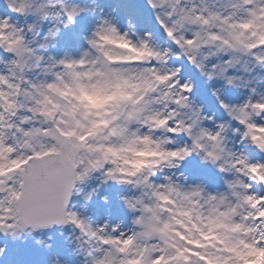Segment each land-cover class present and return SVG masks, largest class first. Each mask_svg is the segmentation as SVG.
<instances>
[{"label": "snow or ice", "instance_id": "1", "mask_svg": "<svg viewBox=\"0 0 264 264\" xmlns=\"http://www.w3.org/2000/svg\"><path fill=\"white\" fill-rule=\"evenodd\" d=\"M0 264H264V0H2Z\"/></svg>", "mask_w": 264, "mask_h": 264}, {"label": "rangeland", "instance_id": "2", "mask_svg": "<svg viewBox=\"0 0 264 264\" xmlns=\"http://www.w3.org/2000/svg\"><path fill=\"white\" fill-rule=\"evenodd\" d=\"M0 3H2V0H0ZM230 98L232 99V100H234V101H237V100H240V99H242L243 97H241L238 93H236V92H230ZM210 107H212V106H216L217 108H218V106L217 105H215V103H212V104H210L209 105ZM227 117L226 116H224V114H223V110H219V115H218V119H226ZM214 174V173H213ZM217 179H218V181H219V183H220V185H221V190H223V182H222V180H219V177H217Z\"/></svg>", "mask_w": 264, "mask_h": 264}, {"label": "bare ground", "instance_id": "3", "mask_svg": "<svg viewBox=\"0 0 264 264\" xmlns=\"http://www.w3.org/2000/svg\"><path fill=\"white\" fill-rule=\"evenodd\" d=\"M241 97H243L240 93H238ZM208 103V102H207ZM210 105V103H208Z\"/></svg>", "mask_w": 264, "mask_h": 264}]
</instances>
